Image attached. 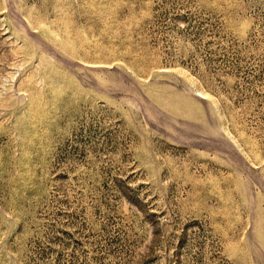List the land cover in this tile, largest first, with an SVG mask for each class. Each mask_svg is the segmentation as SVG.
<instances>
[{"label":"rangeland","instance_id":"obj_1","mask_svg":"<svg viewBox=\"0 0 264 264\" xmlns=\"http://www.w3.org/2000/svg\"><path fill=\"white\" fill-rule=\"evenodd\" d=\"M0 264H264V0H0Z\"/></svg>","mask_w":264,"mask_h":264}]
</instances>
